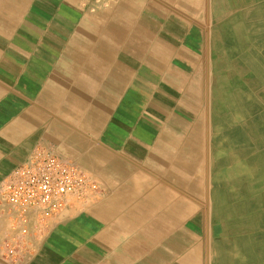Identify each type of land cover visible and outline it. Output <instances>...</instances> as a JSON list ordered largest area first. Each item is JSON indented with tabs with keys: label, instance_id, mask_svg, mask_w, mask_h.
Listing matches in <instances>:
<instances>
[{
	"label": "crops",
	"instance_id": "1",
	"mask_svg": "<svg viewBox=\"0 0 264 264\" xmlns=\"http://www.w3.org/2000/svg\"><path fill=\"white\" fill-rule=\"evenodd\" d=\"M179 7L174 0H0V183L49 144L104 191L72 199L36 241L29 264H206L207 227L190 228L183 146L191 112L207 106L206 87L196 105L187 94L191 73H176L174 57L159 49L195 44L172 36L179 30L171 20L183 21ZM8 232L0 222V237Z\"/></svg>",
	"mask_w": 264,
	"mask_h": 264
},
{
	"label": "bare ground",
	"instance_id": "2",
	"mask_svg": "<svg viewBox=\"0 0 264 264\" xmlns=\"http://www.w3.org/2000/svg\"><path fill=\"white\" fill-rule=\"evenodd\" d=\"M174 3L184 13L182 22L171 20L180 34L172 36L195 44L159 49L174 57L176 73H191L187 94L196 105L208 75L211 83L209 105L191 112V139L183 145L191 206L176 213L190 214L192 232L207 227L206 264H264V0ZM179 81L187 78L176 79V90Z\"/></svg>",
	"mask_w": 264,
	"mask_h": 264
},
{
	"label": "built area",
	"instance_id": "3",
	"mask_svg": "<svg viewBox=\"0 0 264 264\" xmlns=\"http://www.w3.org/2000/svg\"><path fill=\"white\" fill-rule=\"evenodd\" d=\"M99 182L53 145L39 144L0 183V222L9 232L0 237V258L29 264L38 238L50 222L71 208V200L102 197Z\"/></svg>",
	"mask_w": 264,
	"mask_h": 264
},
{
	"label": "rangeland",
	"instance_id": "4",
	"mask_svg": "<svg viewBox=\"0 0 264 264\" xmlns=\"http://www.w3.org/2000/svg\"><path fill=\"white\" fill-rule=\"evenodd\" d=\"M175 13L177 14H179V12H177V11H175ZM205 57H207V56H205ZM204 66L206 67V70L208 71V74H209V72H210V62L207 60V64H205V62H204ZM209 79V80H208ZM208 82H206V84H205V87H206V92H207V100L210 102V90H211V83H210V78H209V75H208ZM208 89V90H207ZM205 92V91H204ZM207 101V103H208V105H209V102ZM210 242H211V240H210ZM210 246H211V243H210Z\"/></svg>",
	"mask_w": 264,
	"mask_h": 264
}]
</instances>
